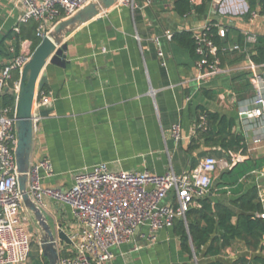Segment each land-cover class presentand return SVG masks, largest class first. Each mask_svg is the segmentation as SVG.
Returning <instances> with one entry per match:
<instances>
[{
    "label": "crops",
    "instance_id": "obj_1",
    "mask_svg": "<svg viewBox=\"0 0 264 264\" xmlns=\"http://www.w3.org/2000/svg\"><path fill=\"white\" fill-rule=\"evenodd\" d=\"M248 11V0H224L214 1L206 15L181 17L173 0H121L68 34L66 67L48 63L42 72L46 78L42 92L51 96V103L41 108L47 115L34 121L32 161L49 158L55 172L44 185L66 190L77 171L99 164L116 172L179 175L204 156L223 160L219 147L209 148L198 140L196 123L205 109L235 120L234 132L245 133L247 117L240 96L250 99L251 93L243 87L241 75L245 73L253 84L247 57L231 63L230 53L241 36L264 37V16L252 20ZM23 13L19 0H0V42L14 31ZM212 22L226 30L228 61L223 72L201 82L197 61L166 33L196 32ZM25 42L32 47V41ZM17 82L20 79L14 77L13 86ZM176 124L181 127L180 141L172 135ZM246 139L241 162L264 161V142L255 144L252 131ZM232 168L213 174L209 194L213 202L230 203L238 198V190L245 193L257 187L259 194L264 192V166L235 186L223 179ZM45 203L42 210L50 224L69 233L76 225L71 208L50 198ZM143 233L117 248L108 264H193L174 227L159 231L154 243ZM239 249L228 250L229 257Z\"/></svg>",
    "mask_w": 264,
    "mask_h": 264
},
{
    "label": "built area",
    "instance_id": "obj_2",
    "mask_svg": "<svg viewBox=\"0 0 264 264\" xmlns=\"http://www.w3.org/2000/svg\"><path fill=\"white\" fill-rule=\"evenodd\" d=\"M19 1L23 4L24 13L14 32L20 33L21 25L33 22L37 25L36 37L42 40L57 23L95 0ZM191 1L198 3L200 0ZM214 1L222 3L224 0ZM258 16L259 12L254 11L250 18L253 20ZM209 29L208 25L194 32L197 54L201 57L197 61L201 82L223 72L219 49L208 36ZM219 35L225 38L226 30L220 29ZM166 37L172 40L171 33H166ZM257 38L254 34L245 35L246 44H255ZM160 41V38L154 40L158 46ZM241 50L238 44L233 48V51ZM10 52L13 54L11 58L0 60V264H27L31 245L40 242V234L18 188L16 105L13 109L4 105L3 100L15 75L22 71L33 51L31 44L25 42L18 54L10 44ZM159 55H164L161 48ZM246 57L255 96L241 104L247 117L244 135L246 137L249 131L254 132V143L260 144L264 142V65L255 64L250 54ZM19 85L20 82H17L13 86L15 92ZM41 91L34 103V121L41 118V108L51 103V96ZM208 128V116L200 115L196 129L206 131ZM172 135L176 141L182 139L179 124L173 126ZM241 160V154L233 152L229 153V159L223 160L207 155L200 158L192 170L179 175L173 172L164 175L147 171L116 172L107 164H99L77 171L73 185L63 190L44 185V180L53 177L55 172L51 160L41 158L31 161L28 193L41 209L46 206V198L69 206L76 219L75 227L67 232L72 244L59 245V264H108L115 257V250L131 242L139 231H144L147 241L154 243L158 232L174 227L177 220L187 224V212L209 196L213 174L219 168L228 170ZM263 193L259 197L264 206ZM259 216L264 219V211Z\"/></svg>",
    "mask_w": 264,
    "mask_h": 264
},
{
    "label": "trees",
    "instance_id": "obj_3",
    "mask_svg": "<svg viewBox=\"0 0 264 264\" xmlns=\"http://www.w3.org/2000/svg\"><path fill=\"white\" fill-rule=\"evenodd\" d=\"M147 2L148 0H136ZM174 11L181 17L191 14L206 15L214 0H200L193 3L191 0H173ZM249 11L246 16L258 11L264 16V0H248ZM35 23L21 25L20 33L9 32L0 42V60L11 58L10 44L16 49V54L21 49V43L25 40L32 41V51L39 45L41 40L36 37ZM208 36L214 41L219 49L220 66L227 64V52L225 49V38L219 35L222 26L217 22L209 25ZM172 40L180 47L188 50L196 61L201 57L197 54V44L194 32L182 31L172 35ZM238 45L241 51H231L234 56L231 63L243 60L250 54L252 61L257 65H264V37H258L255 44H246L245 37L241 36ZM234 61V62H233ZM241 77L245 79L244 88L250 89L251 98L255 96V89L246 79V74ZM20 75H15L19 80ZM43 91V89H42ZM41 91V92H42ZM242 101L247 98L240 96ZM246 98V99H245ZM16 92L11 88L4 95V105L15 108ZM208 116L209 128L206 131L197 130V138L209 148L219 147L224 153V158L229 159V153L244 155L247 150V139L242 133H235V120L210 112L205 109L201 114ZM199 115V116H200ZM199 119V117H198ZM197 147V146H196ZM192 148H195L193 146ZM264 161L245 160L233 165V168L223 174V179L232 185H238L241 178L250 175L253 171L263 168ZM238 198L230 203L213 202L210 196L199 201V206L192 208L186 214L187 224L179 219L174 228L181 239V246L192 259H197L195 264H264V219L259 216L264 211L263 203L259 197L257 187L248 192H236ZM239 246L240 251L229 257L227 251ZM66 254L62 252V254ZM41 254V251H40ZM42 256V254H41ZM43 264L48 261L42 256Z\"/></svg>",
    "mask_w": 264,
    "mask_h": 264
},
{
    "label": "water",
    "instance_id": "obj_4",
    "mask_svg": "<svg viewBox=\"0 0 264 264\" xmlns=\"http://www.w3.org/2000/svg\"><path fill=\"white\" fill-rule=\"evenodd\" d=\"M121 0H95L73 16L56 24L53 30L41 40L34 49L29 61L21 71L20 85L16 100V130L18 142L15 149L17 182L23 203L40 234V251L48 264H59V245L72 242L67 232L60 226L56 229L50 224L43 210L28 193L29 172L32 161L34 141L33 110L37 91L44 88L46 78L42 75L48 63L65 68L67 65L68 45L65 38L77 28L98 17ZM41 116L47 115L41 110Z\"/></svg>",
    "mask_w": 264,
    "mask_h": 264
},
{
    "label": "rangeland",
    "instance_id": "obj_5",
    "mask_svg": "<svg viewBox=\"0 0 264 264\" xmlns=\"http://www.w3.org/2000/svg\"><path fill=\"white\" fill-rule=\"evenodd\" d=\"M263 197H264V193H263ZM39 244H40V242L37 244L33 243L31 245V256H30L29 264H43L42 256L40 254ZM231 250H233V249H231ZM195 263H197V260L194 257L193 264H195Z\"/></svg>",
    "mask_w": 264,
    "mask_h": 264
}]
</instances>
